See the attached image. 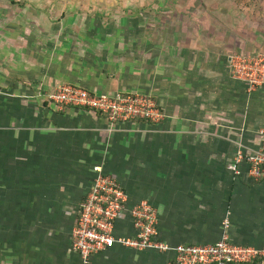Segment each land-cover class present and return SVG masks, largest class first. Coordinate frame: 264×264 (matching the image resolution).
Masks as SVG:
<instances>
[{"label": "crops", "instance_id": "1", "mask_svg": "<svg viewBox=\"0 0 264 264\" xmlns=\"http://www.w3.org/2000/svg\"><path fill=\"white\" fill-rule=\"evenodd\" d=\"M98 18L87 17L78 33L64 28L75 16L52 34L38 25L29 49L0 22V264H83L73 232L99 167L129 195L117 235H134L130 210L148 200L170 246L211 245L227 233L234 244L264 250V180L250 178L247 165L239 175L230 170L239 150L264 141V86L249 92L232 76L229 50L186 44L183 34L166 50H117L119 33L101 30ZM63 85L147 95L164 117L111 123L92 110L61 108L49 95ZM173 257L115 246L90 264Z\"/></svg>", "mask_w": 264, "mask_h": 264}, {"label": "built area", "instance_id": "2", "mask_svg": "<svg viewBox=\"0 0 264 264\" xmlns=\"http://www.w3.org/2000/svg\"><path fill=\"white\" fill-rule=\"evenodd\" d=\"M233 74L235 79L246 82L251 89H258L264 86V59L238 57L234 60ZM49 98L61 108L78 107L100 113L111 123L135 120L159 123L164 117L154 98L139 93L98 95L78 86L63 85ZM243 165L248 166L250 178L264 180V141L258 150H239L230 170L239 175ZM95 171L97 177L79 206L73 232V250L80 255L83 264H90L93 256L115 246L138 252L173 253L174 257L168 264H255L258 259H264V250L234 244L227 233L211 245H168L160 239L158 212L148 200L140 201L130 210L134 235H117V223L129 210V195L102 168Z\"/></svg>", "mask_w": 264, "mask_h": 264}, {"label": "rangeland", "instance_id": "3", "mask_svg": "<svg viewBox=\"0 0 264 264\" xmlns=\"http://www.w3.org/2000/svg\"><path fill=\"white\" fill-rule=\"evenodd\" d=\"M96 15L97 27L119 33V44L111 43L117 50V46L121 50L133 46L144 50L149 44L166 50L173 36L183 34L186 44L229 50L233 77L236 58L264 59V0H78L70 7L49 0H0V22L7 25L9 36L17 33L22 38L23 49L31 46L30 37L38 25L52 34L57 24L75 16V22L64 28L78 33L85 29L86 18ZM81 47L77 42L76 49ZM258 89L248 85L249 92Z\"/></svg>", "mask_w": 264, "mask_h": 264}, {"label": "trees", "instance_id": "4", "mask_svg": "<svg viewBox=\"0 0 264 264\" xmlns=\"http://www.w3.org/2000/svg\"><path fill=\"white\" fill-rule=\"evenodd\" d=\"M13 1V0H12ZM15 3V2H13ZM255 264H264V259H258Z\"/></svg>", "mask_w": 264, "mask_h": 264}]
</instances>
